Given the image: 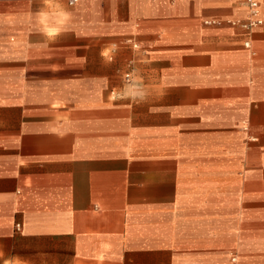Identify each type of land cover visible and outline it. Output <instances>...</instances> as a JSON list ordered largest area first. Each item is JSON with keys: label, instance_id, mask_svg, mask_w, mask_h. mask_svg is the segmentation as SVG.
<instances>
[{"label": "crops", "instance_id": "0c3cea01", "mask_svg": "<svg viewBox=\"0 0 264 264\" xmlns=\"http://www.w3.org/2000/svg\"><path fill=\"white\" fill-rule=\"evenodd\" d=\"M67 1L40 47L38 4L0 0V264H264V26L243 0Z\"/></svg>", "mask_w": 264, "mask_h": 264}, {"label": "clouds", "instance_id": "9594fccd", "mask_svg": "<svg viewBox=\"0 0 264 264\" xmlns=\"http://www.w3.org/2000/svg\"><path fill=\"white\" fill-rule=\"evenodd\" d=\"M32 2L38 6L29 13L30 31L43 37L36 42L37 46L47 47L75 30L73 14L61 0H30ZM119 95L132 105H143L149 102L150 91L136 73H131L122 79Z\"/></svg>", "mask_w": 264, "mask_h": 264}, {"label": "built area", "instance_id": "2783aa9c", "mask_svg": "<svg viewBox=\"0 0 264 264\" xmlns=\"http://www.w3.org/2000/svg\"><path fill=\"white\" fill-rule=\"evenodd\" d=\"M248 8V23L246 24L247 28H255L264 26V20L260 18L259 5L257 0H243ZM68 5H74L77 0H68ZM245 47H248V43L245 44ZM128 76V75H126ZM246 130V126L243 127Z\"/></svg>", "mask_w": 264, "mask_h": 264}, {"label": "bare ground", "instance_id": "6f19581e", "mask_svg": "<svg viewBox=\"0 0 264 264\" xmlns=\"http://www.w3.org/2000/svg\"><path fill=\"white\" fill-rule=\"evenodd\" d=\"M140 46V45H139Z\"/></svg>", "mask_w": 264, "mask_h": 264}]
</instances>
